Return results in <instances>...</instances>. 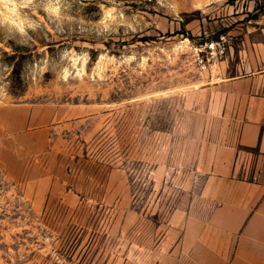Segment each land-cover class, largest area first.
<instances>
[{
	"label": "rangeland",
	"instance_id": "obj_1",
	"mask_svg": "<svg viewBox=\"0 0 264 264\" xmlns=\"http://www.w3.org/2000/svg\"><path fill=\"white\" fill-rule=\"evenodd\" d=\"M262 23L264 0H0V264H190L181 209Z\"/></svg>",
	"mask_w": 264,
	"mask_h": 264
},
{
	"label": "crops",
	"instance_id": "obj_2",
	"mask_svg": "<svg viewBox=\"0 0 264 264\" xmlns=\"http://www.w3.org/2000/svg\"><path fill=\"white\" fill-rule=\"evenodd\" d=\"M259 27L255 65L220 83L225 114L236 128L228 126L232 134L211 144L207 161L197 167L202 204L181 209L178 247L190 252V264H264V23ZM12 109L0 106V140L16 131L10 127ZM47 112L40 124L54 117L53 108Z\"/></svg>",
	"mask_w": 264,
	"mask_h": 264
}]
</instances>
